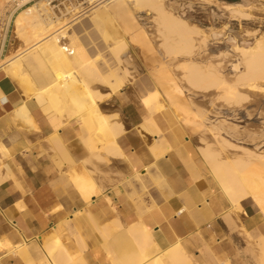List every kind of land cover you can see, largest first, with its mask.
<instances>
[{
	"label": "bare ground",
	"instance_id": "1",
	"mask_svg": "<svg viewBox=\"0 0 264 264\" xmlns=\"http://www.w3.org/2000/svg\"><path fill=\"white\" fill-rule=\"evenodd\" d=\"M4 3L5 0H0V8ZM243 7L232 3L221 5L231 15H249ZM144 9L154 14V35L148 34L139 22L138 12ZM71 16H53L43 1L18 10L13 14L8 53L0 63V71L15 79L25 96H34L45 105L56 125L77 122L78 139L88 155L73 169L76 181L103 189L105 185L93 174L97 169L94 160L112 158L126 160L130 166L131 172L119 180L122 184L139 179L145 188L140 167L145 168L170 155L188 182L202 177L219 192L221 201L227 205L220 214L237 213L244 199L252 200L261 220L253 222L251 230L241 225L246 245L242 264L255 261L264 264V151L237 146L226 139L222 134L232 135L238 125L228 121L219 111L211 120L206 110H194L181 82L186 80L201 88L214 87L218 97L225 100L240 97L238 84L259 90V79H264L263 37L256 38L247 48L235 46L242 54L245 67L236 73L232 82L220 69L223 52L214 55L205 68L194 62V55L205 46L207 35L203 29L189 25L181 15L167 8L165 0H103L86 16L76 20ZM75 28L85 30L86 37L88 33L98 36L102 44L97 50L100 59L75 41L72 33ZM155 36L159 43L153 44L151 39ZM132 41L150 51L152 60L157 62L152 74L140 80L127 68L128 46H133ZM175 68L181 69V76L173 73ZM130 80L141 86L140 101L147 115L165 121L163 130L167 142L164 147L152 143L140 152L139 135H127L122 123L114 118L116 114L104 113L101 101L126 87ZM207 99L213 100L212 96ZM140 128L150 131L147 120L141 122ZM187 129L191 131L189 141L183 136ZM54 138H58L56 133ZM124 140L135 147L130 154L125 151ZM227 146L234 147L238 153L227 154ZM206 203L204 200L201 209L211 219L213 214ZM184 209L185 205L179 211ZM211 239L216 241V238ZM182 240L173 237L167 247L160 248L149 227L142 222L129 226L116 222L103 234V247L111 256V264H235L228 252L217 251L210 241H203L198 255L194 256ZM22 249L23 246H14L11 251L19 253ZM50 249H56L64 264H69L67 261H71V257L63 254L57 239ZM49 253L51 256L52 252ZM25 264L33 262L27 259ZM74 264L85 263L78 257Z\"/></svg>",
	"mask_w": 264,
	"mask_h": 264
},
{
	"label": "crops",
	"instance_id": "2",
	"mask_svg": "<svg viewBox=\"0 0 264 264\" xmlns=\"http://www.w3.org/2000/svg\"><path fill=\"white\" fill-rule=\"evenodd\" d=\"M77 127L75 121L56 125L45 105L25 96L16 80L0 71L2 264H25L27 259L64 264L57 250L50 249L55 239L71 257L69 264L78 257L85 264H111L103 234L116 222H142L164 248L171 238H185L208 225L226 206L206 179L188 182L170 155L140 167L145 188L139 179L118 180L101 190L83 185L73 175L88 155ZM204 200L211 219L201 209ZM14 246L23 249L13 253Z\"/></svg>",
	"mask_w": 264,
	"mask_h": 264
},
{
	"label": "rangeland",
	"instance_id": "3",
	"mask_svg": "<svg viewBox=\"0 0 264 264\" xmlns=\"http://www.w3.org/2000/svg\"><path fill=\"white\" fill-rule=\"evenodd\" d=\"M223 3L242 4L249 15H231L229 11L221 8ZM165 5L175 14L181 15L189 25L203 29L207 35L205 46L194 55V62L205 68L214 55L223 52L225 55L219 60L220 69L223 76L232 82L236 79V73L245 67L241 59L242 54L235 49V46L247 48L260 36L264 41V0H165ZM138 14L143 28L148 34L153 33L156 28V22L152 20L154 14L146 9L139 11ZM85 32L81 28H75L72 32L75 41H78L90 55L100 59V53L97 52L102 48L100 39L93 33H88L86 37ZM151 42L159 43L158 37H153ZM131 44L134 47L130 44L128 46L127 68L137 80H140L147 74H152L153 66H156L157 62L152 60L150 51L144 49L141 44L135 41ZM7 53L8 48L5 55ZM232 64H237V67L233 68ZM180 71L181 69L175 68L173 73L175 72L179 77L182 75ZM129 77L131 78V75ZM259 81L261 83L259 90H251L245 85L238 84L240 97L232 100L219 98L217 89L214 87L201 88L191 85L186 80L181 82L187 89L186 95L191 100V107L194 110H206L211 120L216 118L215 113L219 111V114L228 121L238 125L237 130L231 133L232 135L222 134L226 139L237 146L260 152L264 151V79H259ZM140 89V85L130 80L126 87L102 100L100 105L104 113L116 114L114 118L122 123L127 135H139L141 149L148 148V145L152 143L164 147L167 142L166 131L163 130L165 121L158 116L147 115L140 101ZM208 96H212V102L207 99ZM145 120L150 126V131L140 128L141 122ZM190 134L191 131L188 129L184 132L183 136L186 141H189ZM126 141L129 142L124 140V148L127 154H130L132 148L135 147ZM225 152L229 155H233L234 152L238 153L237 149L232 146L225 147ZM94 163L97 166L93 173L94 177L105 186L115 184L130 171L126 160L95 159ZM91 167L94 166L91 165ZM226 208L227 205L224 206V210ZM260 220V212L252 200L246 198L241 202V208L237 213L225 211L219 214L208 225L183 238L182 242L196 256L203 241L212 242L211 237L216 238V241L212 242L213 247L217 251L228 252L235 264H242V253L245 252L246 247L242 230L244 227L251 230L253 222ZM253 264L262 263L255 261Z\"/></svg>",
	"mask_w": 264,
	"mask_h": 264
},
{
	"label": "built area",
	"instance_id": "4",
	"mask_svg": "<svg viewBox=\"0 0 264 264\" xmlns=\"http://www.w3.org/2000/svg\"><path fill=\"white\" fill-rule=\"evenodd\" d=\"M38 1H43L53 16L70 17L72 15V19L76 20L86 16L91 8L103 0H5L3 7L0 8V63L9 46L13 14Z\"/></svg>",
	"mask_w": 264,
	"mask_h": 264
}]
</instances>
